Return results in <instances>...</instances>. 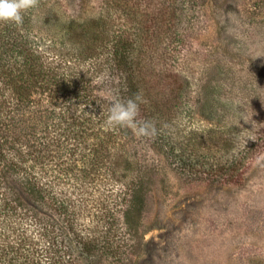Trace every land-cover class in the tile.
<instances>
[{"label": "trees", "instance_id": "trees-1", "mask_svg": "<svg viewBox=\"0 0 264 264\" xmlns=\"http://www.w3.org/2000/svg\"><path fill=\"white\" fill-rule=\"evenodd\" d=\"M206 2L39 0L22 25L0 22V264L117 259L161 161L212 184L251 160L258 136L229 151L196 122L187 43ZM137 95L155 136L106 124L111 98Z\"/></svg>", "mask_w": 264, "mask_h": 264}, {"label": "rangeland", "instance_id": "rangeland-1", "mask_svg": "<svg viewBox=\"0 0 264 264\" xmlns=\"http://www.w3.org/2000/svg\"><path fill=\"white\" fill-rule=\"evenodd\" d=\"M203 12L187 43L199 51L189 63L201 83L196 122L231 137L229 151L258 136L257 151L234 179L212 184L161 161L124 253L103 264H264V0H207Z\"/></svg>", "mask_w": 264, "mask_h": 264}, {"label": "clouds", "instance_id": "clouds-1", "mask_svg": "<svg viewBox=\"0 0 264 264\" xmlns=\"http://www.w3.org/2000/svg\"><path fill=\"white\" fill-rule=\"evenodd\" d=\"M38 5L39 0H0V22L22 25L23 14L38 7ZM139 99L138 95L127 100L111 98L106 124L109 127L129 128L138 138L155 136L156 129L151 122L137 119L139 116Z\"/></svg>", "mask_w": 264, "mask_h": 264}]
</instances>
